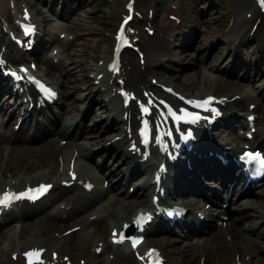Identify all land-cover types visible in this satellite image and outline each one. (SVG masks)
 I'll use <instances>...</instances> for the list:
<instances>
[{
    "label": "rangeland",
    "instance_id": "obj_1",
    "mask_svg": "<svg viewBox=\"0 0 264 264\" xmlns=\"http://www.w3.org/2000/svg\"><path fill=\"white\" fill-rule=\"evenodd\" d=\"M32 1L33 5H38V0ZM118 1L120 3V6H117V0H85L84 3L80 2V4L82 3V6L79 11L76 12L77 20L75 27L77 30V36L74 41V47L72 48L74 51V55L73 60H71L70 62V66L68 69L69 77L65 85L67 97L73 100H76L77 95L79 93L82 94L83 92L100 97L97 93H93L91 91L94 86L91 84L90 79H88V74L91 71V66L95 65L97 62H99L100 64L105 58L106 52H103V50L106 49L107 43L111 39L107 35L108 33H110V31L114 29L118 19L120 18L121 12L119 11L121 9H124V0ZM6 2L7 0H0V4H6ZM174 2H176V0H136L138 12L133 23L136 25V27L135 25H132V29L134 28L133 30H139L140 39L143 40L144 35H146V31L143 29L144 26H150V29H152L153 34H155V36L160 35L161 31L164 29H162L161 26L164 24L165 20H170L169 13L174 11L172 9ZM71 3L72 8H75L77 6V1H73ZM183 6L188 8L187 12H189V16L187 17L186 22H184L183 24L177 23L179 25L175 28V31L178 33L179 41H182L183 38H187L189 41H191L193 37L192 33H194L196 35H199V37L204 38V42L207 44L206 40L212 38L213 40H216L220 35L226 33L227 40H219L216 42V45L217 43H222L219 44V46L222 45L220 49L225 48L226 50L230 47L231 42L228 38V35L233 32L234 26H231V28L227 30V25L228 22H231L232 17L236 14L235 12H237V3H235L234 0H209L207 4L202 0H181V7ZM149 7L150 9L147 11ZM248 24L249 23L247 20L246 25ZM1 33L2 35H5L2 30ZM260 34L264 35L263 32H261ZM176 36L177 34L175 35V39ZM198 39L197 37H195L191 41L192 47L190 50H184L182 48L179 49L178 43L176 42L171 43L170 46L167 45V43L163 42L161 46L169 50L170 58L168 60H165L163 64L158 63L157 65H155V68L159 72L156 75L160 77H166L167 79L170 75L174 74L175 71H179L178 67L180 66L177 64V58L181 54L184 56V58L192 55V49H194L193 54H197V52L205 53L207 50L205 46H202L205 44H199ZM262 41L263 39L261 38V36L258 35L257 37H254V39H251L247 42L249 46H256L257 52L254 53V55L260 54L264 56V49L262 50V52L258 51L259 46H264ZM110 43L111 41L109 42V45ZM107 49H109V47ZM102 53L104 54L101 55ZM107 53L110 54V50H107ZM160 53L165 57L167 56L165 54H162V52ZM134 55L136 54L134 53ZM134 55L133 58L136 63L137 56ZM202 65L203 64H201V62L198 64H194L193 69L191 68L192 70H190L189 73L195 71L196 74L199 76L200 74L198 73H201ZM166 71H168L169 73L166 74ZM185 73L186 71H183L181 75L184 76ZM89 83L91 84V88H86L85 90L84 88ZM184 88L187 90H191L192 83L184 84ZM262 106H264V98L262 101ZM79 107L80 104H77L75 107V112L79 110ZM92 130L95 134L100 133V130H98V126L93 127ZM16 167L13 169H16ZM40 228L41 226H38L37 229L32 228V230H30L29 228L27 234L32 231H37L34 233L33 237L35 236V238H38L42 235V230L46 234H50V232L52 231V229L41 228V230ZM22 231L23 235L27 232V229H23ZM3 237L1 236L2 240ZM4 238V241L1 240L2 242H0V264H14L10 260L9 262L5 260L8 259L10 256L9 252L12 250L11 247L15 245L14 238L11 235L9 246H6L7 235ZM10 248L11 250H9ZM21 249H23V247H21ZM193 263L197 264V257ZM113 264H115V262Z\"/></svg>",
    "mask_w": 264,
    "mask_h": 264
},
{
    "label": "bare ground",
    "instance_id": "obj_2",
    "mask_svg": "<svg viewBox=\"0 0 264 264\" xmlns=\"http://www.w3.org/2000/svg\"><path fill=\"white\" fill-rule=\"evenodd\" d=\"M241 3H244L243 6L241 7V10L244 13L240 14V13L237 12L238 13L237 17H238V21L239 22L242 21V23H244V21L246 19L245 13L247 11L254 12V14L252 15V17L254 18L256 16V14H257L256 12L258 11V9H257V6L255 5L254 0H245L244 2H241ZM117 6H120V3H119L118 0H117ZM3 7L6 9L7 6L3 5ZM254 20L255 19H253V21ZM149 21H151V20H149ZM133 25H135V24H133ZM135 27H136V25H135ZM236 27L240 28L239 25H237ZM260 27H262V24L258 23L257 29L260 28ZM250 28H251V26H250ZM51 29H52V27H51ZM245 31H246V33H248V29H246ZM156 32H157V30H156ZM235 33L237 34L235 39H237L238 38V34H240V31H235ZM2 39H3V44L5 45V49L3 51V55H4V57H6V59L8 61H12L14 59V54L16 52H19L21 49L18 48L16 46V44L7 37V35H2ZM146 42H147V47L145 48L146 51L143 54V57H144L143 66H141L138 63H135L134 59L131 58L130 55H126V56H124V58L128 59V66L124 67V69H125L124 72H122V70H121L122 83H123L122 86L126 85V86L129 87L130 90L136 91L137 94H138V99L141 98V100H143L142 95H140L141 94L140 91L142 89H146V90L147 89H154V91L158 90V87H155L151 83L147 82L145 79H146L147 74H149V72H155L156 71L155 68H153L152 65H153L154 62H157V57H152L151 56V51L154 48V45H156L157 42H160V41H156L152 37H148ZM134 56H136V55H134ZM201 58H202L201 56L197 57V59H201ZM193 62H194V58L190 57L189 62L184 63V64L188 65V64H192ZM83 64H84V62H83ZM210 67L212 68V70H217V68H218V66L216 64H212ZM101 71H104V73H106V75L102 78V83H100V84L104 85V90L103 91H104V93H105V95L107 97L106 100H107V105L109 107V111L113 112L117 116L118 120L121 121V123L125 124V120H127V118H128L125 113L128 114V113L131 112L132 115L134 114L135 110L132 108V105L134 103H136V101L135 102L134 101H130V104L128 106L123 107L121 105V99H120L119 95L115 92L114 85L117 84L116 81H115L116 77L114 75H112V71L110 70V72H109L107 70V68L104 67V65H101L100 68H98L97 72H101ZM198 74H200V73H198ZM211 74H212V71L210 69L209 70H204L202 72V75H201V81H202L201 87L198 88L194 93H189L188 95L199 97V96H202V95H204L206 93H210L211 89H213V90L221 89L219 87V81L225 82L226 80H224L223 78L221 80H219V79H217L218 77L214 78V77L211 76ZM209 78L212 79V83L213 84L212 83L210 84ZM110 79L112 81H115V84L113 82H112V84H110L109 83ZM184 79L185 80H188V79L191 80L192 79V75L191 74L190 75L186 74ZM160 82H163V80H161ZM57 87H59V85H57ZM177 88L181 89L182 87H181V85H177ZM74 90H76V89H74ZM218 95H224V94L223 93H218ZM246 97H248V94L246 95ZM114 118L117 121L115 116H114ZM69 122L71 124V121L69 119H67V121L65 120V123H63V126L61 128L59 127L58 130H62V133L65 134L66 133V127L68 126ZM117 123H118V121H117ZM89 146L90 145H88V146H80L79 152L82 153L84 151H87L89 149ZM31 151H32V147H28L27 152H31ZM71 153L72 152H70V151H66L65 152V155H66L65 159L69 160V158L71 156ZM1 158H2V153L0 152V159ZM12 161H13V159L8 158L7 161L4 163V166L2 168L3 170L0 169V190L5 189L7 186H9V187H12V186H14V187L23 186L26 182H29L30 180L35 179V178L38 179V180L39 179H44V178H49L48 180H55L56 179L57 171H56V168H55L56 163L54 162V160H52L53 164L50 165L51 166L50 171H48V169H46V170H43L41 172L38 171V172L32 173V174H30L28 176L26 175V170L24 169V167H21V166L16 167L15 164ZM75 164H76V168L78 170H80L82 172H85V173L87 172V170H84V167H82L80 164H78L76 160H75ZM19 165H21V163H19ZM15 167H16V169H13ZM26 169L27 170L30 169L29 164L26 166ZM239 207H244V206H243V204H240ZM130 211L131 210L128 209V208H123V214L119 215L120 218L118 220H116L117 219L116 215H114V214L110 215L111 213H108V217H109L108 219H110V222H107L108 219L103 220L102 217H101V223H99L97 225L93 224V232L91 234V238L87 239V237H83L81 239H78L74 243L73 246L69 245V249L75 250V251H85L87 253V255H92L91 254V248L89 247V241H93L95 239V237H99V236H101L100 237L101 240L105 241L104 248L110 247L111 245L108 243V235H107L106 230H105L106 224H109V223L120 224L122 219H124L123 216L126 215V214L128 215L130 213ZM239 218H240V216H237V219H239ZM231 219H232V221H231V230L233 232L239 226L236 225L234 217H232ZM246 228L252 229L253 228V224L252 223L247 224ZM35 232H37V231H35ZM35 232L32 231V232H29V234L22 235V232L20 230H16V231L10 230L9 233L7 234L6 246H9L11 235H12L13 238H14V242H15L14 244L15 245H14V249H12L11 251L19 250L20 246H26V247L35 246V245L38 246V247L45 246L44 256L49 261H56L57 264H63L64 262L62 260L54 258L53 253L54 252H60V250L58 249L60 247L59 243L66 241V235L61 233V234H57L56 236L52 235L48 239L47 236L43 237L44 235L42 234L38 238H35V236L33 237ZM56 232H59V231H56ZM108 234H109V232H108ZM244 235H245L244 230H239L237 238L238 239L244 238ZM0 240H2L1 237H0ZM211 242L215 245V247L207 249L208 254L210 256L220 258L224 253H227V250H225V248H224L226 243L222 239V235L221 234H217V235L212 236ZM115 246L118 247L120 245H115ZM162 247L165 250H168V248H169L166 243H164V244L162 243ZM122 249L117 250L115 252L116 257L119 258V260L124 261L125 264H132V257L129 255V253L126 252L127 248L123 246ZM248 252H249V250L247 249V247H245L243 254L245 255ZM68 254L71 255V253H68ZM93 258H95V256H93ZM111 263H114L113 259H111Z\"/></svg>",
    "mask_w": 264,
    "mask_h": 264
},
{
    "label": "snow or ice",
    "instance_id": "obj_3",
    "mask_svg": "<svg viewBox=\"0 0 264 264\" xmlns=\"http://www.w3.org/2000/svg\"><path fill=\"white\" fill-rule=\"evenodd\" d=\"M262 2H264V0H262ZM25 15L27 16V13H26ZM126 22H127V21H125V23H126ZM46 91H48L50 95H54V93H51L50 90H46ZM212 99H213L212 97H209L208 99H206V100H204V101H202V102H196V106L199 107V106H203V105H208V104L212 101ZM145 111H147V109H145ZM181 111H183V110H181ZM213 111H215V110L213 109ZM169 112H170V114H171V109H169ZM192 122H195V121H192ZM192 135H193L192 132L189 131V132L187 133V135L181 136V139L187 141L188 139H190V138L192 137ZM158 139H159V138H158ZM245 157L255 158V159H260L259 154H252V153H245ZM261 163H264V160H261ZM46 187H47V186H44V185L41 186L42 189H44V188H46ZM3 203H6V201L3 200V199H0V204H3ZM133 246L135 247V242L133 243ZM26 255H30V253H26ZM35 255L38 256L39 253L36 252Z\"/></svg>",
    "mask_w": 264,
    "mask_h": 264
}]
</instances>
